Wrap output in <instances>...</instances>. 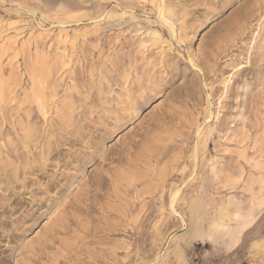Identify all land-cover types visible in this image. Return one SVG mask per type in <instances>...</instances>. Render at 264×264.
<instances>
[{"label":"rangeland","instance_id":"1","mask_svg":"<svg viewBox=\"0 0 264 264\" xmlns=\"http://www.w3.org/2000/svg\"><path fill=\"white\" fill-rule=\"evenodd\" d=\"M0 264H264V0H0Z\"/></svg>","mask_w":264,"mask_h":264}]
</instances>
